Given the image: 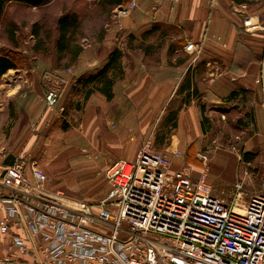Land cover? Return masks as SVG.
Here are the masks:
<instances>
[{
  "label": "built area",
  "instance_id": "2783aa9c",
  "mask_svg": "<svg viewBox=\"0 0 264 264\" xmlns=\"http://www.w3.org/2000/svg\"><path fill=\"white\" fill-rule=\"evenodd\" d=\"M137 8L138 0H125L113 8L115 22ZM255 19H245L246 32L260 29ZM184 50L197 64L200 44ZM254 82L264 96V45ZM60 100V87L51 85L47 109ZM199 158L197 177L189 166L174 170L172 156L149 138L133 159L106 167L108 192L96 204L52 188L37 159L17 158L0 177V264H264V172L260 193L239 207L238 198L228 204L213 195L209 157ZM242 187L234 184L237 195Z\"/></svg>",
  "mask_w": 264,
  "mask_h": 264
},
{
  "label": "crops",
  "instance_id": "0c3cea01",
  "mask_svg": "<svg viewBox=\"0 0 264 264\" xmlns=\"http://www.w3.org/2000/svg\"><path fill=\"white\" fill-rule=\"evenodd\" d=\"M256 1L260 3H251L250 7L258 10L255 13L260 16V29L246 32L243 28L245 35H242L236 7L247 8L244 0H153L159 3L153 7L145 0H138V8L130 17L120 25L113 20L114 23L107 26L104 40L83 45L84 51L77 63L67 70L54 68L53 73L45 72L38 65L8 70L0 77V177L17 157L27 154L39 143L42 134L49 138L54 124L66 115H63L64 103L67 95L72 96L71 89L92 88V85H78L77 80L101 68L109 51L115 47L124 52L121 59L124 73L113 87V99L107 100L99 92L87 99L86 95L82 96L79 104L82 111L70 115L80 116L82 138L97 140V145L88 146L90 151L97 150L101 156L111 155L104 164L127 159L130 154L132 158L128 160L133 159L137 143L164 117L163 123L168 128L176 125V134L172 137L182 138L191 123L198 121L200 125L201 106L225 104L224 98L237 88L256 92L258 96L251 101L252 108H248L252 109L253 122L245 131L254 132L258 141H263L264 96L254 78L260 71L264 45V0ZM169 29L176 30L177 35H170ZM151 30H158V38L165 40L159 52L153 51L152 46L137 48V44L143 46L148 42ZM175 41L181 46L189 42L200 44L202 56L197 64L192 65V57L184 47H172L170 43ZM127 42L128 48H124ZM240 45L246 47V53L238 49ZM215 57L222 59L224 66H219L213 60ZM9 75L16 78L12 88L6 79ZM212 76H215L214 81ZM50 84L60 87L61 96L65 94L58 108L52 111L43 101L44 91ZM247 102L249 97L245 100L246 106ZM152 139L154 141L155 137ZM174 148L178 147L171 145L162 154L176 159L179 156ZM181 166L174 163V170ZM5 248L0 235V258L4 257Z\"/></svg>",
  "mask_w": 264,
  "mask_h": 264
},
{
  "label": "rangeland",
  "instance_id": "374dc122",
  "mask_svg": "<svg viewBox=\"0 0 264 264\" xmlns=\"http://www.w3.org/2000/svg\"><path fill=\"white\" fill-rule=\"evenodd\" d=\"M244 1L248 4L247 8H241L238 5L236 7L242 35H245L243 28H245L246 18L257 16L258 19L253 20V22L259 21L260 23V16L255 13L258 10L250 7L251 3L258 4L260 2L256 0ZM145 3L149 7L159 5L153 0H145ZM262 4L264 5V3ZM67 10L75 11L81 20L80 40L84 46L94 45V43L104 40L107 37V26L112 25L115 21L113 9L107 12L99 7L94 0H51L48 5L36 9L10 2L6 4L3 17L0 19V55H8L13 58L19 70L38 65L42 71L53 73L56 67L53 56V44L57 35L56 20L61 13ZM36 22L41 28L38 36L33 33V24ZM10 32H12V37ZM169 32H171L170 35H177L176 30L171 31L169 29ZM158 33V30L150 32L147 36L148 42L143 46L137 44V48L144 49L152 46L153 51L159 52L165 40L161 41L158 38ZM83 38L85 41H82ZM125 38L128 41V34ZM42 44L43 48L41 49L47 54L36 53L35 48ZM170 44L172 47H184L186 43L183 46L179 45L178 41ZM124 48H128V42ZM238 49L243 53L247 52L243 45L238 46ZM213 60L219 66H224L223 60L219 57H215ZM63 65L65 64L62 63L60 66L63 67ZM67 69L68 67H65L63 70ZM6 79L9 87L12 88L16 78L13 79L9 75ZM51 85L46 88L44 93ZM71 93V97L66 93L67 98L64 103L66 115L54 124L49 133V138L42 134L39 143L34 144V149L32 147L27 154L20 157L37 158L41 168L49 178L51 187L61 190L68 198L96 204L105 198L108 192L104 177L105 169L116 160L104 164L111 155L104 154L101 156L97 150L90 151L88 146H91V143H98L97 140L87 141L82 138L79 128L80 116H70L72 112L82 111L79 104H81L80 100L82 96H85L86 90L73 91L71 89ZM63 94L62 96L65 95ZM253 99H258L256 92L249 96L247 106L244 103L242 105V102L220 108L211 103L206 104V116L209 118V122L206 123L205 129L201 130L198 121L193 122L189 126L188 133L183 134L182 138L172 137L174 133L176 134L174 132L176 125L173 124V128H168L163 123L165 117L160 118L161 121L148 131L143 141L137 143V149L152 136L155 137L154 149L160 153H165L171 145L178 147L174 148L175 152L179 153V157L173 160V169L174 163L189 166L194 177L199 176L203 167L199 154L206 153L209 157L207 181L212 186L213 195L228 204L235 202L238 198L239 207L240 205L243 206L253 196L260 193L264 172V140L258 141L254 132L245 131L243 121L238 122L244 116L242 115L244 110L252 108L251 101ZM175 106L174 104L172 108ZM166 114L167 110L164 116ZM233 147L235 150L232 149ZM36 152L38 153L34 156L33 154ZM175 152L173 153L175 154ZM249 152L254 154L255 159L247 162L244 159V154ZM126 158H132V154L127 155ZM237 182L243 184L240 195H237L233 189Z\"/></svg>",
  "mask_w": 264,
  "mask_h": 264
},
{
  "label": "trees",
  "instance_id": "16d2710c",
  "mask_svg": "<svg viewBox=\"0 0 264 264\" xmlns=\"http://www.w3.org/2000/svg\"><path fill=\"white\" fill-rule=\"evenodd\" d=\"M95 3L102 7V9L107 12L112 11L116 6H120L125 3V0H94ZM14 2L18 4H23L32 8H41L48 5L51 0H0V19L3 17L6 4ZM57 35L54 40V59L56 62L57 69H65V67H71L75 65L84 51V46L81 43V20L77 13L73 10H67L61 13L56 20ZM41 28L38 22L33 24V33L38 36ZM153 30H151L152 32ZM12 37V32H10ZM84 39V38H83ZM82 39V41H83ZM43 44L35 48L36 53L40 52L42 54H47L42 50ZM42 51V52H41ZM123 51L118 47L112 48L106 58L104 64L98 70L81 77L77 80L78 85L83 84L84 87L92 85L85 95L86 99L88 96L95 92L103 94L107 100L113 99V87L116 82L123 77V66L121 59L123 57ZM64 63L63 67L60 65ZM10 69H17L16 63L8 55H0V77L5 74ZM85 90V88H83ZM253 92L248 91L244 88L234 89L226 98L225 104H218V107H225L233 103H243ZM206 106H201V129L202 131L206 127V123L209 122V118L205 114ZM66 109L63 112L65 115ZM244 122L245 127L249 126L253 122L252 110L245 112L244 116L238 120V122ZM244 159L249 162L254 158V154L245 153Z\"/></svg>",
  "mask_w": 264,
  "mask_h": 264
}]
</instances>
